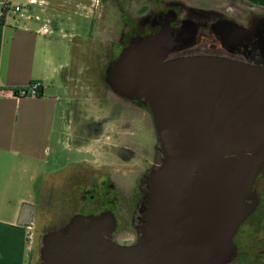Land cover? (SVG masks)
Wrapping results in <instances>:
<instances>
[{
	"label": "water",
	"instance_id": "1",
	"mask_svg": "<svg viewBox=\"0 0 264 264\" xmlns=\"http://www.w3.org/2000/svg\"><path fill=\"white\" fill-rule=\"evenodd\" d=\"M169 23L138 37L105 71L118 96L148 107L162 160L148 178L138 240L115 242V217L73 216L41 238L39 264H230L257 209L264 170V68L214 56L169 58ZM23 204L18 224L31 226Z\"/></svg>",
	"mask_w": 264,
	"mask_h": 264
},
{
	"label": "crops",
	"instance_id": "2",
	"mask_svg": "<svg viewBox=\"0 0 264 264\" xmlns=\"http://www.w3.org/2000/svg\"><path fill=\"white\" fill-rule=\"evenodd\" d=\"M40 1L41 6L47 4V0ZM248 1L264 8L262 0ZM76 3L82 15L90 5L88 15L93 14L92 22H100L97 0H78ZM30 12L33 14L32 9ZM33 20L40 22L34 18L24 21ZM44 26L45 22L14 29L6 25L2 32L0 264H32L36 242L35 236L28 239L32 225L17 222L23 204L33 206L34 216L39 207L34 200L50 198L64 182L66 176L58 175L65 169L63 149L71 148V141L64 138L70 131L71 104L79 119L74 132L78 152H96V132L93 126L89 127V121L96 122L105 113L100 104L105 56L99 42L101 28L90 32L89 41H83L80 35L56 38L52 31L42 34ZM31 81L40 83L39 97L13 95V91L27 88Z\"/></svg>",
	"mask_w": 264,
	"mask_h": 264
},
{
	"label": "flooded vegetation",
	"instance_id": "3",
	"mask_svg": "<svg viewBox=\"0 0 264 264\" xmlns=\"http://www.w3.org/2000/svg\"><path fill=\"white\" fill-rule=\"evenodd\" d=\"M97 1L98 20L101 23L100 41L103 52L108 57L106 69L133 40L158 33L167 23L176 43L169 58L214 56L264 68V8L248 0ZM196 5L209 9H199L201 7ZM243 6L255 7L257 11L252 12ZM87 8L83 16L92 22L93 14L88 15L90 5ZM106 87L109 88L107 84ZM118 97L128 103H140L144 108L147 107L142 101ZM132 109L134 108L125 106V109L105 112L96 122L89 121V127L93 126L96 132L100 161L95 162L97 167H90L85 162L89 175L83 180L84 184L81 178L83 170L73 177L76 208L72 216H97L105 213L115 216L121 211L128 209L127 212L130 213L133 210L129 198L134 200V197L131 195L126 198L117 181L118 174L114 172L118 168L115 164L117 162L127 168L137 166L140 171L134 181L135 185L138 184L137 190L140 193V199L136 203L138 228L142 225L147 207L145 195L148 178L160 165L162 155L148 107L147 112L141 113ZM147 117H150L148 126L150 129L152 127L153 141L150 136L145 135V140L142 135L148 134L145 124ZM72 137L77 139L75 133ZM92 156L95 159L93 153ZM133 177L128 175L124 179L130 180ZM120 198L123 200L122 205H119ZM139 236L140 234H136L134 239L126 240L127 243L122 245L135 243Z\"/></svg>",
	"mask_w": 264,
	"mask_h": 264
},
{
	"label": "rangeland",
	"instance_id": "4",
	"mask_svg": "<svg viewBox=\"0 0 264 264\" xmlns=\"http://www.w3.org/2000/svg\"><path fill=\"white\" fill-rule=\"evenodd\" d=\"M40 1V0H38ZM78 1V0H77ZM76 0H47V4L39 5L35 4L32 7H27L26 0H0V17L5 18L6 25L12 29L16 26L22 28L24 25H41L45 22V26L51 28L53 36L56 38H61L63 35H80L81 38L85 40H90L91 31H100L101 23L98 21L90 22L85 20L80 8L77 6ZM41 2V1H40ZM264 5V0L261 2ZM23 6L28 8V13L30 14L31 9L33 11V16H38L39 23L33 21H24L20 19L19 15H14L13 9L15 6ZM256 5V4H255ZM201 7V5H196ZM261 7L260 5H258ZM245 9L252 12H256L257 8L251 6H243ZM199 9H209V7H201ZM4 25V26H6ZM101 42V41H99ZM105 55V54H104ZM108 57L104 56V67H103V81L104 86L101 89L103 97L101 100V105L104 112L118 111L125 109V106L132 107L136 112H147V107L144 108L142 104L134 102L128 103V101L120 99L116 94H114L109 88L106 87L105 83V69ZM102 87V86H101ZM135 105V106H134ZM74 105L71 104V110L73 115L68 117L69 119V133H65L64 138H68L71 141V148L67 150L63 149V155L65 160H62L63 166H65L63 172L58 175V177H64L63 184L59 185V191L50 198L35 199L34 202L39 205L37 212L33 216L32 222V236H35L34 253L32 258V264H39V249L41 247V238L44 233L54 231L58 228L66 225L74 214L75 211V191H74V179L76 176V171L81 172L82 183L83 180L88 177V166L97 167L95 162L100 161V148L96 149L94 152V157L91 152H78L76 151V139L72 137L73 133L76 132V127L79 120L75 118L78 117L74 111ZM128 111V110H127ZM125 111V112H127ZM150 116V115H149ZM151 117V116H150ZM150 117H147V132L148 134H142L144 139L146 136H150L151 140L154 139V133L152 127L148 126ZM138 118V117H136ZM67 119V120H68ZM82 122V119H80ZM73 128V130L71 129ZM77 164V165H76ZM80 164V165H79ZM116 164V174H118V182L120 189L123 191L125 197L129 198L130 206L133 207L131 212H120L116 214L115 217V230L112 232L111 237L115 242L122 245V243H127L126 240L135 238L136 234H139L138 221H137V209L136 203L140 199V193L137 190V185H135V179L140 174L137 166L135 167H123L122 164ZM137 165V164H136ZM59 166V165H58ZM58 168V167H57ZM76 170V171H75ZM85 170V171H84ZM111 171V169H110ZM62 175V176H61ZM64 175V176H63ZM128 175H133L134 177L130 180L124 179ZM59 180V179H58ZM129 181V182H128ZM84 186V185H83ZM126 187V188H125ZM252 191L255 193L258 199V206L254 214L243 222L234 236L233 242L237 248V256L231 264H264V170L257 176L255 182L252 185ZM121 194V193H120ZM142 194V193H141ZM121 196V195H120ZM122 197V196H121ZM133 201V202H132ZM123 200L120 198L119 205H122ZM138 206V205H137ZM122 207V206H121ZM127 212V213H126ZM76 216V215H75ZM98 216V215H97Z\"/></svg>",
	"mask_w": 264,
	"mask_h": 264
},
{
	"label": "built area",
	"instance_id": "5",
	"mask_svg": "<svg viewBox=\"0 0 264 264\" xmlns=\"http://www.w3.org/2000/svg\"><path fill=\"white\" fill-rule=\"evenodd\" d=\"M27 2V7H32L34 6L35 4H40V2L38 0H26ZM24 8L23 6H15L14 9H13V14L16 16V15H19V17L21 19H24V20H31V19H35V20H39L38 17H34L32 16V14L28 13V8ZM51 31L50 28L44 26L43 29L41 30L42 34H49ZM13 95L16 96V97H21V98H36V97H39L41 95V85L40 83L38 82H35V81H31L29 83V86L25 89H18V90H15L13 91ZM30 229V227H29ZM32 238V234H28V239L31 240Z\"/></svg>",
	"mask_w": 264,
	"mask_h": 264
},
{
	"label": "trees",
	"instance_id": "6",
	"mask_svg": "<svg viewBox=\"0 0 264 264\" xmlns=\"http://www.w3.org/2000/svg\"><path fill=\"white\" fill-rule=\"evenodd\" d=\"M3 27H4V18L0 17V52H1V45H2Z\"/></svg>",
	"mask_w": 264,
	"mask_h": 264
}]
</instances>
